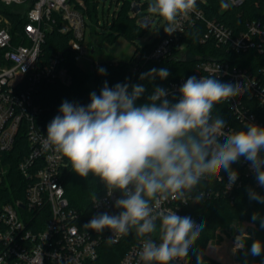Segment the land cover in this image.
Returning a JSON list of instances; mask_svg holds the SVG:
<instances>
[{"label": "clouds", "instance_id": "obj_1", "mask_svg": "<svg viewBox=\"0 0 264 264\" xmlns=\"http://www.w3.org/2000/svg\"><path fill=\"white\" fill-rule=\"evenodd\" d=\"M195 8L196 0H153L147 12L163 18V30L171 35L177 31L178 16ZM98 72L107 74L103 67ZM169 75L167 68H153L139 79L151 83ZM247 87L221 82L216 76H190L178 89L179 98L169 99L168 89L155 86L146 102L138 105L147 91L145 85L125 82L109 87L105 81L99 95L90 93L87 105L63 101L59 114L47 125L45 150L61 153L80 177L99 178L107 197L120 194L113 205L120 210L117 214L101 213L84 227L97 233L107 228L122 236L134 228L138 237H147L138 252L144 264L186 261L205 226L163 209V202L171 198L187 203L186 194L202 180L222 181V173L234 185L239 173L232 165L242 157L264 188V127L247 122L240 130L226 132L225 119L219 113L213 116L216 105L232 101ZM247 191L249 200L264 204V196L252 188ZM191 199L199 203L204 194ZM257 220L264 228V218L254 213L252 221ZM157 231L158 244L151 238ZM247 239L244 232L235 236L239 251L245 250ZM249 255L264 256V241L254 240L245 252ZM201 261L197 255V264Z\"/></svg>", "mask_w": 264, "mask_h": 264}, {"label": "built area", "instance_id": "obj_2", "mask_svg": "<svg viewBox=\"0 0 264 264\" xmlns=\"http://www.w3.org/2000/svg\"><path fill=\"white\" fill-rule=\"evenodd\" d=\"M1 1L9 5L23 3L25 0ZM32 1L33 6L27 13L22 34L12 30L7 18H0V22L5 23L0 26V151L9 152L13 149L20 130H25L30 149L18 164L20 173L30 180L26 185L24 198L0 203V264H96L100 258L101 244H116L125 235L113 234L107 228L97 233L78 223L80 214L70 205L61 181V173L69 166V162L61 153L45 150L43 141L47 130L40 118L46 109L37 99L43 81L70 86L74 80L64 64L65 57L62 53L54 54L47 61L41 58L46 31L53 28L56 13L64 21L60 30L72 34L69 46L75 51L76 59L88 55L84 43L87 30L84 10L87 5L85 0ZM245 1L228 0L225 8L242 6ZM260 1L264 0H257ZM133 3L140 5L138 13L143 12L138 22L144 17L156 19L143 11L147 7L141 0H133ZM211 7V0H196L195 10L178 16L176 32L171 35L166 33L150 52H137L133 71H138L150 60L181 55L186 49L190 29L200 22L206 28L200 38L202 42L213 40L237 51L264 49V19L249 20L243 29L236 32L217 16L209 17L207 8ZM132 13L138 14L133 10ZM16 37L19 38L17 43ZM94 63L96 66L100 65V62ZM196 73L197 79L201 76H216L224 83L248 86L232 101H226L235 118L234 123L226 121V132L240 130L247 122L264 127V114H260L259 110L264 108V85L258 76L232 66L229 61L214 59L199 64ZM186 80L187 78H181L170 83L166 87L170 96H179L178 89ZM8 171V166L0 161V187L6 185ZM238 173V180L234 185L228 183V175L226 176V192L231 193L234 188L242 186L245 177H255L244 159L243 170ZM201 193L205 196L206 192ZM119 195L115 193L109 198L105 190L95 197L93 209L96 216L104 212L117 214L120 210L113 205ZM192 196L195 195L186 194L187 203L169 198L163 202L162 208L172 209L184 216L182 208L192 200ZM146 238L132 244L118 264H144L139 260L138 252ZM152 239L157 244L160 243V240ZM172 263L190 264L189 257L186 261L177 260Z\"/></svg>", "mask_w": 264, "mask_h": 264}, {"label": "trees", "instance_id": "obj_3", "mask_svg": "<svg viewBox=\"0 0 264 264\" xmlns=\"http://www.w3.org/2000/svg\"><path fill=\"white\" fill-rule=\"evenodd\" d=\"M227 1L211 0L212 7L207 8L208 16H217L236 32L243 29L249 20L264 19V1L246 0L242 6L225 8L224 5ZM85 2L87 9L84 10V13L88 14L96 24L100 0H85ZM132 4L133 0H125L123 2L119 12L114 15L111 31L104 35V40L114 42L118 37L125 36L131 41H135L136 37L143 33L144 28L138 22V18L142 16L143 12L133 15ZM32 6V0L9 5L0 0V15L10 21L14 32L22 34L27 20V13ZM221 9L222 11H220ZM55 16L56 22L53 28L46 31V40L42 45L41 58L43 61H47L54 54L62 53L65 57L64 64L73 75L74 80L70 86L59 82L43 81L41 83L37 99L46 109L43 117L40 118L46 130L50 121L59 114L58 110L63 101L67 100L87 105L90 103V93L95 91L99 95L105 81L109 87H113L116 83L125 82L138 84L142 70L148 66H151L152 69L167 68L170 75L166 80H160L157 77L151 83L149 81L144 83L143 85H145L147 91L144 97L136 102L138 105L146 102L147 96L151 94L155 86L166 88L170 83L181 78L196 76L199 64L213 59L229 61L232 66L247 70L252 75L258 76L264 85V49L237 51L227 45L217 44L213 40L202 42L200 38L206 29L202 22L197 23L196 26L190 29V37L187 40L186 49L181 55H170L163 59H153L142 65L138 71H133L137 52L139 50L144 53L150 52L160 39L166 35L163 30L144 48L138 47L129 60L102 61L99 66L94 63L93 69L87 72L79 66L76 53L69 46V39L72 34L69 32L64 33L60 30L64 23L62 16L57 13ZM164 27H166V21L164 22ZM18 41L19 38L15 42L17 43ZM100 67L107 70L106 75L99 74L98 69ZM176 97L179 98L177 94ZM171 98L172 96L169 99ZM259 110L260 114H264V108ZM217 113L225 121L235 122L233 112L226 101L215 106L213 116ZM29 151L25 130L19 131L16 144L11 151H0V161L9 168L6 185L0 187V203L24 198L25 188L30 180L20 173L18 164ZM232 168L241 173L243 170V157L238 163H234ZM222 176V181H218V178L202 180L193 191V194L206 192L204 199L195 204L190 200L182 208L184 216H190L196 223H203L205 226L199 239L195 242L193 248L190 249L189 262L190 264H197V255H200L202 257L201 264H223L207 255L206 250L210 241L219 236V234L216 235L218 231L225 235H231L241 230L244 221H249L254 223L256 227L250 228V239L246 240L245 250L239 251L238 257L244 264H261V261H264V256H245V252L250 248L254 240L264 241V228H261L260 220L252 221L254 213L264 218V204L249 200L247 189L252 188L262 196H264V190L257 187L255 177L250 176L244 178L242 186L236 187L231 193H228L224 189L227 173H222ZM61 181L70 205L76 208L80 214L78 223L85 225L96 216L93 209V199L104 193L106 190L104 184L92 174H89L87 178L80 177L72 170L70 163L61 173ZM157 225H159V221H157ZM151 237L159 240V232L151 234ZM140 239L142 238L136 235V231L133 228L120 242L116 244L111 242L101 244L100 258L96 264H118L131 245ZM170 264L173 263L170 262Z\"/></svg>", "mask_w": 264, "mask_h": 264}, {"label": "rangeland", "instance_id": "obj_4", "mask_svg": "<svg viewBox=\"0 0 264 264\" xmlns=\"http://www.w3.org/2000/svg\"><path fill=\"white\" fill-rule=\"evenodd\" d=\"M125 0H100L97 9V23L95 24L88 14H85L87 21V30L85 36V46L88 52L86 57H79L78 64L85 71H90L91 66L95 62L102 61H127L129 60L135 50L144 48L149 42H151L156 36L163 31L164 20L159 15H153L156 17L153 25L149 28H144L142 34L138 35L135 41H131L125 36L118 37L114 42L104 40L105 34L110 33L113 22V17L116 15ZM143 5L148 8L149 3L153 0H141ZM147 8H143L146 13ZM148 13V12H147ZM0 18L2 16L0 15ZM4 22H0V26L4 25ZM95 49V53H92V49ZM152 67L148 66L142 70V73H146L151 70ZM148 80H140L138 84L147 83ZM130 90V89H129ZM256 227L254 223L244 221L241 230L231 234L225 235L218 231V237L212 239L206 250L207 255L211 259H215L223 264H244V262L238 257L239 250L235 248L234 234L244 232L246 236L251 235L250 228Z\"/></svg>", "mask_w": 264, "mask_h": 264}, {"label": "water", "instance_id": "obj_5", "mask_svg": "<svg viewBox=\"0 0 264 264\" xmlns=\"http://www.w3.org/2000/svg\"><path fill=\"white\" fill-rule=\"evenodd\" d=\"M132 10L135 12V13H138L139 10H140V5L139 4H136V3H133L132 4ZM155 21V18H148V17H144V18H140L139 19V24L143 27V28H149L153 25ZM92 53L95 52V49L93 48ZM91 69H93V65L91 66Z\"/></svg>", "mask_w": 264, "mask_h": 264}, {"label": "crops", "instance_id": "obj_6", "mask_svg": "<svg viewBox=\"0 0 264 264\" xmlns=\"http://www.w3.org/2000/svg\"><path fill=\"white\" fill-rule=\"evenodd\" d=\"M95 53V52H94Z\"/></svg>", "mask_w": 264, "mask_h": 264}]
</instances>
